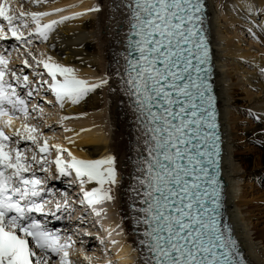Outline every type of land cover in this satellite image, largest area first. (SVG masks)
Instances as JSON below:
<instances>
[{
    "label": "snow or ice",
    "instance_id": "6c2138e0",
    "mask_svg": "<svg viewBox=\"0 0 264 264\" xmlns=\"http://www.w3.org/2000/svg\"><path fill=\"white\" fill-rule=\"evenodd\" d=\"M26 2L43 5L45 0ZM125 7L129 13L127 52L123 72L117 75L120 90L135 114L146 153L137 161L139 189H133L141 205L135 209L141 214L137 225L144 226L138 249L142 264H243L235 254V241L228 229L221 228L218 222L220 137L215 99L208 82L211 69L203 29L205 5L202 0H127ZM60 11L64 10H26L25 0H0V41L12 38L28 45L33 43V37L47 41L58 25L83 15L41 24L43 18ZM8 63L0 55V264H70L71 238L61 242L58 233L32 215L55 216L51 210L45 212L48 205L42 202L41 180L34 173L31 177L25 175L36 161V153L29 161L27 150L13 146L20 141L37 145L39 166L43 167L48 142L40 146L36 129L27 124L23 132H5L11 130L16 113L27 120L28 104L34 98L33 92L39 91V87L32 88L27 75L18 77L15 71L11 76L19 84L10 83L6 79ZM36 63H42L50 77L42 79L40 86L46 85L61 107L65 103L78 104L107 83L105 79L89 84L51 56ZM28 67L25 60L24 68ZM33 75L42 76L35 71ZM17 87L22 92L29 89L23 92L29 99L22 98ZM53 147L57 152V173L62 177L75 173L89 207L113 198L110 193L116 185V172L112 156L79 160L68 152L71 159L65 163L60 153L67 150ZM92 181L100 187L84 191V184ZM105 184L108 190H104ZM59 211L57 203L56 212Z\"/></svg>",
    "mask_w": 264,
    "mask_h": 264
},
{
    "label": "bare ground",
    "instance_id": "6f19581e",
    "mask_svg": "<svg viewBox=\"0 0 264 264\" xmlns=\"http://www.w3.org/2000/svg\"><path fill=\"white\" fill-rule=\"evenodd\" d=\"M82 1L84 0H45L43 5H28L25 0V7L26 10L56 12L57 9L67 6L64 11L55 14L56 16L49 15L53 20H58V17H66V13L80 12L91 7V4L81 3ZM205 2L208 10V19H206L208 33L213 45L216 66L214 82L219 98L221 135L224 141L221 161L224 182L222 214L226 219V227L230 230V236L235 241L240 259L245 264H264V227L253 222L257 213H261L254 202L264 204V194L263 198H260L261 201L249 199L242 187L248 176L264 178V149L255 153L251 159H245L242 155L243 141H249L252 137H260L264 140V74H262L264 72V0H205ZM77 3L82 5L74 11L69 10V7ZM98 4H101V11L95 19L84 16L66 20L49 33L47 41L39 39L45 44L41 48L40 60L51 56L56 63L72 68L77 77L91 78L106 74L111 79L107 86L96 88L78 104L65 103L63 107L59 106L63 109L62 115L68 119L65 124L76 119H81L82 124L75 126L72 132L71 129L66 132V134L71 132L76 142L67 143L64 147L60 143L57 145L66 148L76 159L97 160L108 151L116 156L114 164L118 185L115 186L114 209L123 222L128 239L116 242L108 238L110 244H105L106 247L103 249H112L114 252L111 255L105 252L104 262L98 264H107L109 259L111 264H133L128 258L130 248L138 255L137 264H142L141 252L138 249H140V240L143 239L141 233L144 226L137 225V219L141 214L135 209L141 205L140 197L133 189H139L140 173L137 171L139 167L137 161L146 153L143 152V137L135 114L129 107L128 99L120 90L117 75L118 71L123 72L125 64L129 13L124 7V0H98ZM44 20L48 19L45 17L41 21ZM244 30L252 40L247 38ZM17 54V51L14 52V55ZM22 59L20 57L13 60L18 61L17 66L22 64L24 66ZM43 87L47 89L46 86ZM36 102L33 101L32 105L37 106ZM239 110L244 111L249 118L255 119L254 129L247 128L244 134L239 133L240 125L236 119ZM106 113L110 116L109 122L106 120ZM29 120V123H32V117ZM29 123L25 122L27 125ZM25 124L20 123L22 126ZM110 125L112 131L109 130ZM19 130L23 132V127ZM110 131L111 135L108 136ZM101 134H106L105 138ZM53 142L56 144L55 140ZM24 143L26 141L21 142V145ZM56 156L48 154L47 159L52 162ZM65 159L70 160L69 157L62 158L63 161ZM50 166L51 164L48 167ZM39 173L42 174V170H39L37 175ZM85 184L87 185L84 187L89 189L88 191L98 187L93 182ZM98 204L95 209L104 211L106 201ZM95 209L88 212L91 220H95L93 216H97L93 215ZM75 210L78 214L82 212L80 208ZM109 212L112 213L111 210ZM90 225L92 223L87 219L86 226ZM106 225H103L105 230ZM116 226L114 222L113 225L108 226L110 230L106 231L113 232ZM79 228L83 229V227ZM84 240L88 239L84 238ZM81 246L82 244L75 243L68 251L72 253L73 250L72 255H77L78 259L82 254L85 259L91 260L90 254L93 253L88 243L86 246L83 244L84 247ZM117 246H119L118 250H115ZM77 248L81 249L79 255L75 251ZM70 258L72 257L69 256L70 264H74Z\"/></svg>",
    "mask_w": 264,
    "mask_h": 264
},
{
    "label": "rangeland",
    "instance_id": "374dc122",
    "mask_svg": "<svg viewBox=\"0 0 264 264\" xmlns=\"http://www.w3.org/2000/svg\"><path fill=\"white\" fill-rule=\"evenodd\" d=\"M81 3H89L91 4V7L88 8V9H85L83 11H80V12H73V13H66V17H71V16H74L76 14H83V15H80L79 18H83L84 16H88L89 18L91 19H95L96 18V15L101 11V4H98V0H84L82 1ZM81 3H77L71 7H69V10H76L78 9L82 4ZM15 7V5H14ZM67 7V6H66ZM66 7H61L60 9H63L66 8ZM98 7L99 8V11H90V9H93V8H96ZM56 16V15H55ZM53 18V17H52ZM63 18V17H62ZM58 20H60L61 18H57ZM257 22L260 23V20L257 19ZM244 33L247 34L248 32L244 30ZM27 36V33H25ZM247 38H250V36L247 34ZM252 40V38H250ZM246 41V40H245ZM244 41V42H245ZM254 44H257L255 42H253ZM45 44L41 41H39L38 38H34L33 37V43L31 45L28 46V44H19V45H16V49L15 51L18 52L17 56H9V63L11 62V58H20L22 57V62H24L25 60H27L30 64H32V67L31 68V71H27L25 74L31 78L35 77V85H38L39 87V91H34V94H35V97H36V104H37V109L35 111L38 110L37 113H34L32 115V117H34L32 123H29L28 126L29 127H34L36 129V137L39 141V145L40 146H43L44 144V141L47 140L48 143V147H49V151L47 154L44 155V160L47 159V155L48 154H52L54 155L55 152H56V149L53 147V145H57L58 143L62 144L63 147L67 144V143H74L76 142L77 140H74L72 135H71V132H72V129L75 127V126H79L82 124V121L81 119H76V120H72L71 122H69L68 124H65L68 119H66L67 117L66 116H63L61 111L63 110L61 107H59L60 105L58 104H54L55 101H54V96H52V94L45 88L41 87L38 83V81L42 82V79L43 80H48L49 77L47 76V73H46V70L43 69V65L39 64L37 65L36 61L37 60H40V58L42 57V47H44ZM259 46V44H258ZM261 47V46H260ZM263 49V47H261ZM45 55V54H44ZM240 61V60H238ZM15 63V62H14ZM23 65V64H22ZM24 67H21L20 65H18L16 67L15 64L13 65H9V68H8V71L10 70V72H13L15 71L16 72V75L18 77H20L22 75V72H20V69H23ZM75 69H77V67L75 66ZM27 70V68L25 69ZM24 70V71H25ZM36 72V73H40L42 74L41 75H33V72ZM106 75V74H105ZM93 76V77H86L85 76H80L78 77L79 79H83L85 81H87L89 84H95V83H99V82H102L104 81L105 79L107 80V83L103 85V87L107 86V84L109 82H111V79L106 76ZM234 74L232 75V78H233ZM96 77V78H95ZM30 78V79H31ZM37 87L33 86V89H35ZM253 90V89H251ZM34 97V98H35ZM52 98V99H51ZM54 102V103H53ZM110 105V104H109ZM46 109V110H45ZM238 119V124L240 125L239 126V133L241 134H244L245 130L247 128L249 129H254V126H253V123H254V118H249V116H246L244 111L242 110H239V113L238 115H236ZM106 120L107 122H109L110 120V116L108 113H106ZM83 120V119H82ZM73 122V123H72ZM109 130L112 131L111 129V125L109 126ZM71 129V132L70 134H66V132L68 130ZM111 131L107 134L108 136L111 135ZM102 132V131H101ZM104 136L105 138V135L106 134H101ZM16 140H19V138H14ZM44 140V141H43ZM50 140V141H49ZM53 140H55L56 144L53 142ZM21 142H24V141H20L17 145H13V146H22V147H25L24 150H27L25 152L26 156L28 157L29 161L31 160V156H32V153L35 152L36 153V161L35 162H32L33 163V167H37L38 165L34 163L36 162H39L41 160V154L37 151V145L31 143L30 141H26V143H24V145H21ZM43 142V143H42ZM110 142V141H109ZM243 146H242V155L245 159H251L254 157V154L257 153V152H262V150L264 149V140L263 138L260 139V137H252L249 141H243ZM21 147V148H22ZM60 147V146H59ZM61 149H66V148H61ZM53 151H54V154H53ZM57 153V152H56ZM62 154L61 158H68V151H64L62 153H60V155ZM108 156H112L114 158V163L116 161V156L114 154H112L110 151L107 152V154H102L100 157H98V159H104ZM74 157V156H72ZM71 159V157H69ZM76 158V157H75ZM79 160H89V159H81L79 158ZM65 161H70V160H66ZM44 165V164H43ZM51 167V166H50ZM114 168H115V164H114ZM117 176V174H116ZM71 177V180L77 184V189L78 190H82L81 189V186H80V183L78 180H76L74 177H75V174L73 175H70ZM68 178L64 177V180L67 181ZM116 181H117V177H116ZM69 182V181H68ZM94 184H96L94 181H92ZM62 183V179H61V182H60V185ZM243 184V189L244 191L248 194V197L249 199H257V200H260V198H263V194H264V178H258V177H254V176H251V177H247L245 182L242 183ZM63 185V184H62ZM87 184H84V186H86ZM118 184H116L115 186L117 187ZM100 185H98L97 188H99ZM116 187L112 188L111 190V195H112V199L110 201H106V205L104 211H100V209H95L96 214L93 213V215H97V221L95 220H91V218H86L85 220L87 221V219L89 220L90 223H92V225H90L89 227H87L88 229L86 230L87 232V236L85 237V239H88V240H85L88 245L90 246V250H92L91 253L93 254H90L91 255V260L89 259H85V257L79 253V251H81V249L77 248V251L78 252V255H79V258L78 259L77 255H72L73 253V250H72V253H69V256H71L72 258L71 261H73L74 264H98V262H104L105 260V255L106 253L105 252H108L109 255H111V253L114 252V250L112 249H103L104 247H106L105 244H110V240H113V241H125L126 240V235L124 233H121L122 232V229L121 227H119V223L115 220L116 218V215H117V211L114 209L115 207V192H116ZM104 190H108L109 189V185L108 184H105L103 186ZM85 189V187H84ZM115 190V191H114ZM88 191V190H87ZM261 201V200H260ZM105 202V201H104ZM254 204L258 205L259 209H260V212L261 213H257V217L254 218L253 222L258 225V226H261V227H264V204L263 203H255ZM96 206H98L99 204L96 203L95 204ZM113 209L115 211H113ZM111 210L112 213H110L109 211ZM80 212V211H79ZM98 213V214H97ZM116 223V228H114V231H109L107 232L106 230H110L108 228L109 225H113V223ZM104 223V224H103ZM108 224V225H106ZM103 225H106V230H105V226ZM94 228V229H93ZM102 228V229H101ZM92 229V230H91ZM88 232H94V233H88ZM105 234V235H104ZM93 235H97V239L99 240V244L96 246L94 245V241H93V238L94 237ZM104 237V238H103ZM101 238V239H100ZM110 240H109V239ZM109 241V242H108ZM100 245V246H99ZM86 246V245H84ZM84 246H81V247H84ZM95 246V248L93 247ZM92 247V248H91ZM118 247L115 248V250L117 249L118 250ZM74 251V252H75ZM135 250H133L132 248H130L129 250V253H128V258L131 259L133 261V264H137V255H136V252H134ZM89 253V252H87ZM113 260V259H112ZM109 261H111L109 259ZM107 260V264H111ZM114 264V263H112Z\"/></svg>",
    "mask_w": 264,
    "mask_h": 264
}]
</instances>
